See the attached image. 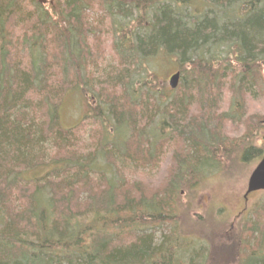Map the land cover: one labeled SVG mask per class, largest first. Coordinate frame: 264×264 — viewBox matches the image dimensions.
<instances>
[{
  "label": "trees",
  "instance_id": "1",
  "mask_svg": "<svg viewBox=\"0 0 264 264\" xmlns=\"http://www.w3.org/2000/svg\"><path fill=\"white\" fill-rule=\"evenodd\" d=\"M47 1L0 0V264H206L208 247L174 232L179 189L219 170L223 96L245 138L264 120H243L264 104V0ZM107 30L120 63L93 79ZM159 54L180 73L170 93L145 66ZM74 91L90 110L63 129ZM116 145L120 165L158 180L128 181ZM251 226L236 264H264L263 222Z\"/></svg>",
  "mask_w": 264,
  "mask_h": 264
},
{
  "label": "rangeland",
  "instance_id": "2",
  "mask_svg": "<svg viewBox=\"0 0 264 264\" xmlns=\"http://www.w3.org/2000/svg\"><path fill=\"white\" fill-rule=\"evenodd\" d=\"M39 2L45 6L49 2L51 4V1L47 0H39ZM104 23L107 24L105 21L102 24L104 25ZM107 33L108 30L106 33L104 31L105 42L102 43L103 49H100L104 59L98 61L96 69L99 68L100 72L96 78L106 74L109 70L111 71L113 64L117 62L114 52L111 51L112 37ZM145 66L147 71L154 72L156 81L154 84L166 85L170 93L172 90L168 86L169 78L178 72L175 59L159 54L150 59ZM91 68H88L89 73L96 70ZM225 100L226 95L218 105L215 103L217 110L214 111L216 119H220L223 114L229 117L221 120L228 127L224 133L227 138L217 139V141H221L220 150L215 153L219 170L208 174L204 179L201 178L193 186L183 185L180 187V201L176 204L177 217L173 220L174 232L177 233L178 241L186 239L187 241L201 242L208 247L209 261L206 264H236L240 255L239 250L241 246L244 247L242 240L250 231L251 225L260 223V221L264 225V192L251 195L245 204L242 199L248 178L261 155L259 157L254 155L255 157L246 162L242 161V156L248 149L257 148L261 152L264 150V120L259 121V126L249 138H245L249 121L248 124L240 125L239 122H235L236 119H231L235 114L230 109L229 102L226 103ZM87 104L88 99L79 91L66 94L59 105L60 126L63 129H70L78 125L90 110ZM259 108V105L246 104L243 120H253V117L259 116L260 111H263L262 116H264V104L262 110H258ZM116 138L121 139V136ZM93 146L94 144H88V147ZM171 155V153H167L166 158H171ZM118 166L124 168L122 174L128 181L146 185L149 180L150 182L158 180L155 171L146 178L141 169H125L127 166L124 163ZM172 224V220H169L161 226L162 230L155 234L157 240L161 238L162 234L165 237L170 234Z\"/></svg>",
  "mask_w": 264,
  "mask_h": 264
},
{
  "label": "water",
  "instance_id": "3",
  "mask_svg": "<svg viewBox=\"0 0 264 264\" xmlns=\"http://www.w3.org/2000/svg\"><path fill=\"white\" fill-rule=\"evenodd\" d=\"M178 82L179 74L176 73L170 78L169 88L171 90L176 89ZM259 191H264V155L248 178L243 199L246 200L248 195Z\"/></svg>",
  "mask_w": 264,
  "mask_h": 264
},
{
  "label": "bare ground",
  "instance_id": "4",
  "mask_svg": "<svg viewBox=\"0 0 264 264\" xmlns=\"http://www.w3.org/2000/svg\"><path fill=\"white\" fill-rule=\"evenodd\" d=\"M43 1V0H42ZM97 8V7H96ZM89 10L87 9L86 10V13L87 14H89ZM98 27L99 28H102V30L103 29H108V27L106 26V25H101V24H99L98 25ZM93 40V39H92ZM120 63V61H118L117 60V62L115 63V64H113V67H112V69L114 68V67H117L118 66V64ZM135 65V67L132 69V66L131 67H129L130 69H132V70H130L129 72L130 73H133V72H135V71H137V70H139V67H141V65L140 64H134ZM96 69V68H95ZM110 71V70H109ZM109 71L106 73V74H108L109 73ZM99 68L98 69H96V70H94V71H92L91 73H89V74H91L92 76H93V79H97L96 78V76L99 74ZM176 73H178L179 74V79H180V73L179 72H176ZM175 73V74H176ZM175 74H173V75H175ZM172 75V76H173ZM171 76V77H172ZM170 77V78H171ZM170 78H169V81H170ZM169 81H168V86H169ZM175 90V89H174ZM174 90H172V91H174ZM162 100V99H161ZM86 116V115H85ZM91 130V128L89 127V126H87L86 128H85V130L82 132V139L86 142V143H90V142H92L91 141V139H89V137H90V135L89 134H87L88 133V131H90ZM117 139V138H116ZM95 140V139H94ZM118 140H122V139H118ZM94 144V143H93ZM115 144V141H113V143H112V145H114ZM117 144V143H116ZM96 148V146L94 145L92 148H91V150L92 149H95ZM117 149H118V147H117V145L116 146H109L108 147V149L106 150V153H107V157H109V158H112L113 156H114V158L116 159V161L120 164V162H121V159H120V157H119V155H118V153H117Z\"/></svg>",
  "mask_w": 264,
  "mask_h": 264
},
{
  "label": "flooded vegetation",
  "instance_id": "5",
  "mask_svg": "<svg viewBox=\"0 0 264 264\" xmlns=\"http://www.w3.org/2000/svg\"><path fill=\"white\" fill-rule=\"evenodd\" d=\"M252 149H255V148H252ZM255 150H257V155L256 156H260L261 155V157H260V159L263 157V155H264V150L261 152V150L260 149H255ZM246 152V150L244 151V153ZM259 162V161H258ZM258 193V192H257ZM254 194H256V193H254ZM251 195H253V194H250V195H248V197H247V199H246V201L245 200H243L244 201V204L248 201V198L251 196ZM242 199H243V197H242ZM246 206V205H245Z\"/></svg>",
  "mask_w": 264,
  "mask_h": 264
}]
</instances>
